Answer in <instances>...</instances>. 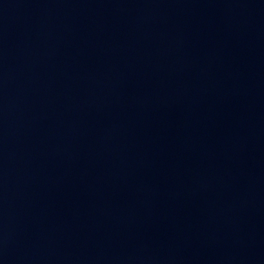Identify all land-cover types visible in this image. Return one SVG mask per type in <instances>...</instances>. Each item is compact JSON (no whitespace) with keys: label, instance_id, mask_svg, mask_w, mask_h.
Wrapping results in <instances>:
<instances>
[{"label":"water","instance_id":"obj_1","mask_svg":"<svg viewBox=\"0 0 264 264\" xmlns=\"http://www.w3.org/2000/svg\"><path fill=\"white\" fill-rule=\"evenodd\" d=\"M0 264H264V0H0Z\"/></svg>","mask_w":264,"mask_h":264}]
</instances>
